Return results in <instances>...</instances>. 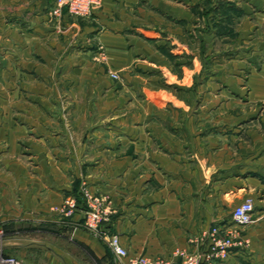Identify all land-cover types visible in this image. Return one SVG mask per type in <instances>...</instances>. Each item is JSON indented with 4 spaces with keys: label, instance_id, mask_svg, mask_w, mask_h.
<instances>
[{
    "label": "crops",
    "instance_id": "1",
    "mask_svg": "<svg viewBox=\"0 0 264 264\" xmlns=\"http://www.w3.org/2000/svg\"><path fill=\"white\" fill-rule=\"evenodd\" d=\"M205 2L103 0L86 19L0 0V223L50 222L81 200L75 245L43 243L40 264H116L84 228L83 188L105 194L131 256L172 264L252 197L250 245L221 264H264V0H220L233 22L218 32Z\"/></svg>",
    "mask_w": 264,
    "mask_h": 264
},
{
    "label": "built area",
    "instance_id": "2",
    "mask_svg": "<svg viewBox=\"0 0 264 264\" xmlns=\"http://www.w3.org/2000/svg\"><path fill=\"white\" fill-rule=\"evenodd\" d=\"M103 0H56L50 11L54 18L60 17L64 10L73 16L90 18L96 8L102 5ZM100 58L107 59L106 50L102 45L98 47ZM112 78L120 80L118 72L110 71ZM82 194L87 203L85 210V223L100 236L113 249L121 259H126L127 264H172V260L164 257H149L147 255L131 256L123 245L118 234H114L106 228L110 221L111 208L107 197L97 195L87 188H83ZM76 197H68L64 200L60 211L71 216L78 209ZM257 221L255 204L252 197H247L233 210L232 222H225L213 226L208 232L198 239L199 244L204 243V248L195 250L177 249L175 256L183 264H221L226 261L234 248H247L250 245L248 239L242 234L243 228ZM104 224V226H103ZM0 264H25L14 255H5L0 251Z\"/></svg>",
    "mask_w": 264,
    "mask_h": 264
},
{
    "label": "rangeland",
    "instance_id": "3",
    "mask_svg": "<svg viewBox=\"0 0 264 264\" xmlns=\"http://www.w3.org/2000/svg\"><path fill=\"white\" fill-rule=\"evenodd\" d=\"M219 6H220V0H206L205 2V8L209 10V12L211 11L213 12L211 21L212 24H214L213 27L216 28V32H218L219 30L220 21H226L227 25L233 22L232 15H227V13L221 15L215 14V10L218 9ZM90 18H93V16H91ZM100 45L102 44H99V46ZM98 47H97V51H95V53L93 54V57L95 61L101 63L104 60L100 58V54H99L100 52L98 51ZM213 67H214L213 64H211L212 70ZM174 71H175L174 73L175 76H177L179 79H184L182 67H175ZM169 79L171 78L169 77ZM198 81L196 80V84ZM185 82L190 83L189 78L188 79L186 78ZM217 83L216 84L214 83V85H218ZM190 86L193 87V85ZM190 86L188 88H190ZM95 194L106 197L105 194H100V193H95ZM69 197H75V196L72 195ZM62 204L52 208L51 211L53 216L50 222H46V223L27 222V221H19L15 223L1 222L0 251L5 255H14L19 258L21 257L24 260H26V262H28L29 264H40L42 262L41 259L43 257L42 250H44L42 248L43 243H46L45 245H48L51 248H56V249H59V247L65 245V243H69L70 247H73L75 244L73 243L72 238L67 239L68 238L67 233L68 236H72L73 234V228L75 225L72 223L71 220L77 213L78 209L71 216H67L66 214L60 211V207L62 206ZM84 228L88 230L91 234H93L95 237H97L108 247L109 258L110 257L114 258V263L117 264L120 262L121 258L117 256V254L114 251H113L114 255L112 254L110 250L112 248L109 247V245L105 242L103 238L96 235L95 232L92 231L86 225V223L84 225ZM98 261H99L98 263L101 264L100 260Z\"/></svg>",
    "mask_w": 264,
    "mask_h": 264
},
{
    "label": "trees",
    "instance_id": "4",
    "mask_svg": "<svg viewBox=\"0 0 264 264\" xmlns=\"http://www.w3.org/2000/svg\"><path fill=\"white\" fill-rule=\"evenodd\" d=\"M163 49L166 51V53L168 54V56L170 57L171 60L175 61V60L178 59V56L175 55L174 53H172L171 50H170V48H168V47H167V48L163 47ZM181 65H182V64L177 63V64H176V67H179V66H181ZM75 197H76V196H75ZM77 197H78V195H77ZM77 197H76V198H77ZM77 200H78V205H79V207H80V205H81V200L78 199V198H77ZM79 207H78V209H79Z\"/></svg>",
    "mask_w": 264,
    "mask_h": 264
}]
</instances>
